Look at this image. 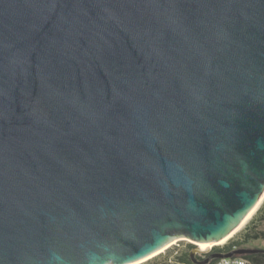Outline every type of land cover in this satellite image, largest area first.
I'll return each mask as SVG.
<instances>
[{"label":"water","instance_id":"95a60500","mask_svg":"<svg viewBox=\"0 0 264 264\" xmlns=\"http://www.w3.org/2000/svg\"><path fill=\"white\" fill-rule=\"evenodd\" d=\"M263 193L264 0H0V264L209 247Z\"/></svg>","mask_w":264,"mask_h":264},{"label":"trees","instance_id":"16d2710c","mask_svg":"<svg viewBox=\"0 0 264 264\" xmlns=\"http://www.w3.org/2000/svg\"><path fill=\"white\" fill-rule=\"evenodd\" d=\"M264 240V203L258 210L257 216L252 219L250 224L237 237L232 238L222 247H214L216 252H229L239 248H246L252 241ZM260 249V248H258ZM264 250V249H263ZM241 258L249 261L251 264H264V251L255 254L244 255ZM215 261V260H213ZM211 261V262H213ZM146 264H194L190 253L183 251L180 254L170 252L159 255Z\"/></svg>","mask_w":264,"mask_h":264},{"label":"bare ground","instance_id":"6f19581e","mask_svg":"<svg viewBox=\"0 0 264 264\" xmlns=\"http://www.w3.org/2000/svg\"><path fill=\"white\" fill-rule=\"evenodd\" d=\"M264 200V193L261 196V198L258 200V202L256 203V205L249 211V213L246 215V217L240 222V224L234 228L226 237H224L223 239H221L220 241L211 244L209 247H204L201 244L197 243L196 245L198 246L199 250L202 252H208L210 251L213 247H215L216 245H223L225 244L228 240H230L232 237H234L243 227L244 225H246V223L251 219V217L256 213V211L258 210L259 206L261 205V203ZM179 240H171L169 241L167 244H165L163 247H161L160 249L156 250L155 252L151 253L150 255L138 260L135 263L132 264H140L146 261H149L155 257H157L158 255H161L162 253H164L166 250L170 249L172 246H174Z\"/></svg>","mask_w":264,"mask_h":264},{"label":"rangeland","instance_id":"374dc122","mask_svg":"<svg viewBox=\"0 0 264 264\" xmlns=\"http://www.w3.org/2000/svg\"><path fill=\"white\" fill-rule=\"evenodd\" d=\"M263 203H264V200L263 202L261 203V205L259 206L258 210L263 206ZM258 210L256 211V213L251 217V219L246 223V225H244V227L232 238H235L237 237L240 233H242V231H244V229L250 224V222L252 221V219H254V217L257 216V212ZM231 238V239H232ZM229 241V240H228ZM228 241L226 243H228ZM225 243V244H226ZM197 243L192 241V240H183V241H179L177 242L174 246H172L170 249L166 250L164 253H162L161 255H164L166 253H168V251H174V252H177V253H181L183 251H186L188 253H190L193 248L195 247ZM225 244L223 245H216L215 247H222L224 246ZM246 248H260V249H264V240H258V241H252L248 244V246ZM214 247L209 251V252H214ZM159 256V255H158ZM198 258L200 259H203L204 257H206L207 255L205 253H202V252H199L197 255H196ZM146 262H143V263H140V264H146Z\"/></svg>","mask_w":264,"mask_h":264},{"label":"built area","instance_id":"2783aa9c","mask_svg":"<svg viewBox=\"0 0 264 264\" xmlns=\"http://www.w3.org/2000/svg\"><path fill=\"white\" fill-rule=\"evenodd\" d=\"M209 264H251L249 261L243 258H223L217 259Z\"/></svg>","mask_w":264,"mask_h":264},{"label":"flooded vegetation","instance_id":"af4514ba","mask_svg":"<svg viewBox=\"0 0 264 264\" xmlns=\"http://www.w3.org/2000/svg\"><path fill=\"white\" fill-rule=\"evenodd\" d=\"M214 252H216V251H214ZM196 258H197L198 260H202V259L198 258L197 256H196Z\"/></svg>","mask_w":264,"mask_h":264}]
</instances>
